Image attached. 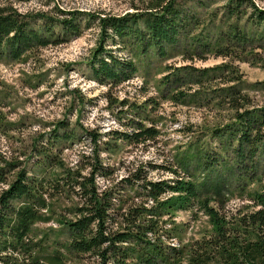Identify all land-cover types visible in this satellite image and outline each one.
I'll use <instances>...</instances> for the list:
<instances>
[{"label": "rangeland", "instance_id": "obj_1", "mask_svg": "<svg viewBox=\"0 0 264 264\" xmlns=\"http://www.w3.org/2000/svg\"><path fill=\"white\" fill-rule=\"evenodd\" d=\"M251 1L264 9V0ZM155 2L0 0L36 29L47 20L27 14L45 13L59 22L73 15H79L77 22L81 18L79 34L52 26L55 35L49 44L34 43L18 59L0 46L1 162H22L11 170L10 179L22 167L30 175L44 173V167H39L44 158L62 160L70 168L83 167L88 173L97 151L106 174H98V184L114 186L128 202L142 197L139 185H126V176L138 172L148 180L183 176L231 219L250 209L246 207L253 204L252 194L264 188V146L254 159L238 163V140L229 141L231 133L238 135L229 130L235 110L222 93L223 88L236 86L239 96H245L247 109L264 108V25L247 0H176L181 25L176 42L165 44L164 54L154 47L143 51L133 34L124 41L103 36L102 16L145 12ZM144 18L132 28L149 36ZM235 30L245 36L243 40H223V33ZM101 46L104 49L97 56ZM226 46L229 54H220L218 50ZM109 52L123 62L132 61L136 71L127 79L97 78L94 65ZM142 128H153L154 136L141 142L134 136L119 137L121 132L132 134ZM262 129L264 133V125ZM51 161L45 173L49 180L55 176ZM217 180L224 182L220 195ZM4 187L0 184V193ZM77 200L62 193L52 201L54 213L72 217L70 209ZM52 217L36 222V238L66 242L59 216ZM162 220L171 230L167 242L176 246L212 233L210 218L200 204L173 209ZM94 260L67 255L63 264H94Z\"/></svg>", "mask_w": 264, "mask_h": 264}, {"label": "trees", "instance_id": "obj_2", "mask_svg": "<svg viewBox=\"0 0 264 264\" xmlns=\"http://www.w3.org/2000/svg\"><path fill=\"white\" fill-rule=\"evenodd\" d=\"M175 1L157 0L145 12L122 17L102 16L99 24L103 36L112 35L124 41L133 34L139 37L143 51L154 47L164 54L165 44L176 42L178 26L181 25ZM247 1L254 7V16L264 25V9L256 7L251 0ZM19 15L13 8L0 4V46L5 45L7 53L16 59L34 43L49 44L55 35L52 26L61 25L65 33L72 31L79 34L81 31V18L77 22L79 15L59 22L45 13L27 14V17L36 20H47L41 29L29 27L30 24L21 21ZM143 18L149 36L144 32L138 34L141 30L132 28ZM222 37L230 43L231 39L240 41L245 36L235 30L228 35L223 33ZM228 48L226 46L218 51L228 55ZM103 49L104 46H101L96 55ZM93 69L97 78L117 80L129 78L130 73L136 71V66L132 61L123 62L109 52ZM222 94L226 95L227 102L235 110L229 130L237 131L238 135L231 133L229 141L238 140L235 152L238 163L243 165V159H254L264 146V108L247 109L245 96H239L236 86L223 88ZM65 136L71 137L69 134ZM133 136L138 142L144 141L154 136L153 128L119 134L122 139ZM93 157L88 173L83 172V167L76 165L70 168L62 160L54 159L52 162L44 158L39 163L40 168L44 167V173L30 175L22 167L11 179L9 173L22 162H7L4 159L2 163L0 158V184H6L0 193V264H63L67 255L94 258V264H264V188L252 194L253 204L246 207L250 209L228 219L210 205L211 198H204L192 180L183 176L174 180H148L142 172H138L124 177V182L131 187L139 185V196L142 198H133L128 202L120 197L121 192L114 186L98 184V174H106L102 171L97 151ZM204 160L200 159L202 166H205ZM50 161L55 169V176H49L51 180L45 176ZM183 161L188 160L184 158ZM57 171H60L58 175ZM137 181L141 182L134 184ZM222 184L223 180L215 183L218 195ZM59 193L72 194L78 199L70 209L72 217L56 212L59 216L56 219L67 233V240H50L49 236L37 239L35 224L53 218L56 213L52 201L61 195ZM199 204L210 218L212 233L189 244L176 246L167 242L171 230L162 224L165 223L162 220L164 214L176 208L190 209Z\"/></svg>", "mask_w": 264, "mask_h": 264}]
</instances>
